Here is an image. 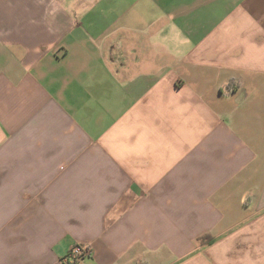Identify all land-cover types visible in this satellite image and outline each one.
Wrapping results in <instances>:
<instances>
[{
	"label": "crops",
	"instance_id": "crops-1",
	"mask_svg": "<svg viewBox=\"0 0 264 264\" xmlns=\"http://www.w3.org/2000/svg\"><path fill=\"white\" fill-rule=\"evenodd\" d=\"M75 245L264 264V0H0V264Z\"/></svg>",
	"mask_w": 264,
	"mask_h": 264
},
{
	"label": "built area",
	"instance_id": "built-area-1",
	"mask_svg": "<svg viewBox=\"0 0 264 264\" xmlns=\"http://www.w3.org/2000/svg\"><path fill=\"white\" fill-rule=\"evenodd\" d=\"M90 255L91 250L89 247L75 245L70 249L63 262L64 264H76L79 260L88 258Z\"/></svg>",
	"mask_w": 264,
	"mask_h": 264
},
{
	"label": "trees",
	"instance_id": "trees-1",
	"mask_svg": "<svg viewBox=\"0 0 264 264\" xmlns=\"http://www.w3.org/2000/svg\"><path fill=\"white\" fill-rule=\"evenodd\" d=\"M208 238L202 239L201 241L204 242L205 240H207Z\"/></svg>",
	"mask_w": 264,
	"mask_h": 264
}]
</instances>
